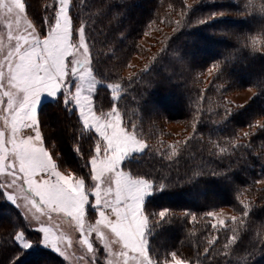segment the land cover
<instances>
[{"label": "trees", "instance_id": "16d2710c", "mask_svg": "<svg viewBox=\"0 0 264 264\" xmlns=\"http://www.w3.org/2000/svg\"><path fill=\"white\" fill-rule=\"evenodd\" d=\"M26 3L39 29L46 16L52 21L55 0ZM70 15L74 28L85 27L102 82L95 105L106 112L115 103L126 125H135L149 145L125 166L153 182L145 202L150 253L159 259L175 251L192 264H264V128H249L264 120V0H72ZM153 31L154 42L143 44ZM253 37L259 38L255 46ZM215 64L219 68L210 75ZM114 82L121 84L115 102L105 85ZM250 88L254 92L245 101L229 100ZM39 118L59 167L87 177L95 133L83 128L73 105L66 106L59 94L42 102ZM170 124L181 131L173 132ZM245 131L254 134L244 138ZM241 202L249 205L247 217ZM221 208L244 223L213 230L206 213ZM164 209L165 218L155 216ZM20 230L34 248L14 239ZM233 235L236 243L224 248ZM40 240L0 187V264H67L40 247Z\"/></svg>", "mask_w": 264, "mask_h": 264}, {"label": "snow or ice", "instance_id": "6c2138e0", "mask_svg": "<svg viewBox=\"0 0 264 264\" xmlns=\"http://www.w3.org/2000/svg\"><path fill=\"white\" fill-rule=\"evenodd\" d=\"M71 4L72 0H55L50 6L54 18L49 22L46 16L44 27L37 30L29 18L26 0H0V26L5 30L0 33V53H3L0 118L4 121V127L0 128V187L8 190V198L13 203L16 197L11 190L17 185L26 188L24 198L35 210L36 220L41 216L50 220L55 214L75 222L86 264H97L98 257L102 264H113L114 256L122 258L123 264H129L130 259L134 264H192L175 251L158 259L148 249L146 231L150 221L143 209V200L153 190V182L121 165L129 153L143 151L149 145L138 137L135 125L131 128L126 125L115 103L107 112L94 104L93 92L98 79L85 27L74 28ZM258 39L252 38L253 46ZM260 43L264 45V39ZM218 68V64L213 65L208 69L209 74ZM108 87L113 101H117L121 84L108 83ZM61 93L66 106L71 104L78 109L83 128L95 133L94 148L87 159V177L69 169L62 170L45 143L38 101L42 94L56 97ZM249 128H264V120L255 121ZM253 134L245 131L243 137ZM241 203L243 217H247L249 205ZM89 205L96 209L91 218L87 213ZM168 213L164 209L155 216L163 219ZM184 215H191L193 221L197 219L195 214ZM206 216L215 218L216 213L210 211ZM229 222L243 224L244 220L231 216L229 220H216L210 227L217 232L227 231L225 226ZM37 230L42 233L45 246L63 255L60 247L65 242L63 234L55 233L44 222ZM93 234L102 248L95 245ZM14 239L22 247L31 246L22 231ZM237 239L235 235L228 238L224 248L235 244ZM218 240L216 236L207 243L214 246ZM66 243L71 245L73 241ZM117 248L119 251H114ZM209 251L210 248H205L204 254L207 256Z\"/></svg>", "mask_w": 264, "mask_h": 264}, {"label": "rangeland", "instance_id": "374dc122", "mask_svg": "<svg viewBox=\"0 0 264 264\" xmlns=\"http://www.w3.org/2000/svg\"><path fill=\"white\" fill-rule=\"evenodd\" d=\"M35 26H36V24H35ZM36 28H37V30H39V28L37 26H36ZM4 31L5 30L3 29V27L0 26V33H3ZM156 36H157V32L156 31L149 32L148 34H146L142 38V43L145 44V45H149L150 43L154 42ZM77 39H78V37H77ZM86 42H87V39H86ZM7 43L8 42H7V39L5 37V39L3 41V47L5 49L7 48ZM81 58H83V57H81ZM0 59H3V53H0ZM139 61H140V56H135L133 64L134 65H138ZM100 85H102V82L98 79V81H97V83L95 85L93 96H95L96 90H97V88ZM105 85L108 86V83H106ZM253 92H254V89L250 88V89H247V90H244V91L234 92V93L230 94L228 98H229V100H231L233 102H243L246 99H248L253 94ZM61 94H63V93H61ZM120 94H121V90H120ZM58 96L52 97V96H49L47 94H42L41 98L38 101V105H37L38 114H39V109H40L41 104H42L43 101H45V100H55ZM5 101H6V98H5ZM94 104H95V102H94ZM0 107H2V106H0ZM73 107L75 108L74 105H73ZM76 110L78 112V109H76ZM3 127H4V121H3L2 118H0V128H3ZM169 128L173 132H176V133H179L181 131V126L178 125V124H170ZM144 150L143 151H133V152L129 153L124 158V160L122 161V165H121L122 168H124L125 170H128L126 168V166H125L126 161L128 159L133 158L137 154H141L142 152H144ZM260 185L264 186V180L260 181ZM1 188L4 191L5 198L10 203L15 205L19 209V211L21 212V214L24 216L25 220L27 221V224L32 229L38 231L37 229H39L41 222H44L46 225L51 226L55 233L63 234L65 236V242L60 245L61 250L63 252V255H61L57 251L53 250V248H51L50 246H45V244L42 243V233L40 231H38L41 234V240L39 242V246L40 247L48 248V249L60 254L67 264H86V261L84 259H82V258H84L86 256L85 249L78 243L79 238H80V234L77 231L75 222L71 221L70 218H68V217L57 216L55 214L53 215V217L50 220H49V218L47 216H41L40 220H36L35 219V215H36L35 210L31 209L30 204L24 198L25 194H26V188L21 187L20 185H17L14 189L11 190L12 194L16 197V203H13L8 198V195H7V191L8 190L6 188H3V187H1ZM151 193H152V191H151ZM151 193L145 195V197H144V200H143V209H144V211H145V202H146L147 198L151 195ZM95 212H96V209L94 207H92L91 205H89L88 208H87V213H88L90 218L92 216H94ZM214 212L216 213V217L212 218L213 223L216 220H218V219L229 220V218L231 216H236V214L230 208H221V209H219L217 211H214ZM145 213H146V211H145ZM149 230H150V226H148L147 231H146L147 243H148V238H149ZM20 231H22L24 233L25 239L27 241H31V246L30 247H26V249L34 248L36 246L34 241H32L31 238L29 239L26 236V233H25L24 230H20ZM91 238L93 239L95 245L98 248H102V245H100L99 241L95 239V235L94 234H93V236ZM67 240H72L73 243L71 245H68L66 243ZM19 245H21V244L19 243ZM100 251L102 252V249ZM114 251L118 252L119 249L118 248L114 249ZM102 255H107V253H103ZM130 257H131V254H130ZM112 259H113V264H123V260L119 256H114V257H112ZM97 264H102V261L99 260V257L97 259ZM129 264H134V262L130 259L129 260Z\"/></svg>", "mask_w": 264, "mask_h": 264}]
</instances>
